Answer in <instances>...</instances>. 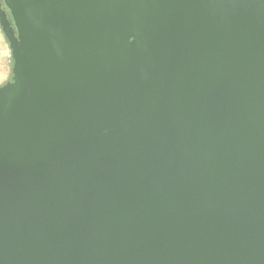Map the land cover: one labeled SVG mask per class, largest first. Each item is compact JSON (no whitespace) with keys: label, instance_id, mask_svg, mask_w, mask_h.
I'll return each mask as SVG.
<instances>
[{"label":"water","instance_id":"water-1","mask_svg":"<svg viewBox=\"0 0 264 264\" xmlns=\"http://www.w3.org/2000/svg\"><path fill=\"white\" fill-rule=\"evenodd\" d=\"M0 264H264V0H0Z\"/></svg>","mask_w":264,"mask_h":264},{"label":"crops","instance_id":"crops-1","mask_svg":"<svg viewBox=\"0 0 264 264\" xmlns=\"http://www.w3.org/2000/svg\"><path fill=\"white\" fill-rule=\"evenodd\" d=\"M12 62L8 41L0 27V87L10 79Z\"/></svg>","mask_w":264,"mask_h":264}]
</instances>
